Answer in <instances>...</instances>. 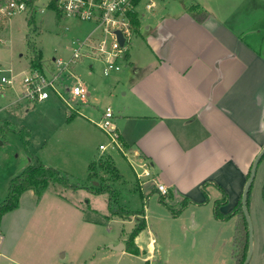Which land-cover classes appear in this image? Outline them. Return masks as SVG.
<instances>
[{
  "label": "crops",
  "instance_id": "1",
  "mask_svg": "<svg viewBox=\"0 0 264 264\" xmlns=\"http://www.w3.org/2000/svg\"><path fill=\"white\" fill-rule=\"evenodd\" d=\"M193 2L208 15L193 16L187 3L179 14L144 28L147 51L142 61L128 50L126 62L134 75L131 104L119 110L114 125L126 144L123 154L149 164L156 190L158 184L169 189L166 201L201 190L207 198L193 203L214 199L216 204L223 190L227 204L220 212L227 215L242 200L252 165L264 148L263 15L221 16ZM210 188L217 198L209 197ZM120 219L109 216L113 223ZM146 230L150 233L148 225ZM129 234L117 242L107 240L110 251L99 253L102 246L91 241L72 257V201L52 190L39 199L28 190L18 208L0 219V264H159L151 242L155 238L144 241V248L141 232L135 255L126 251ZM121 244L122 250L107 246ZM253 246L249 264H264V227L258 241L254 235Z\"/></svg>",
  "mask_w": 264,
  "mask_h": 264
},
{
  "label": "rangeland",
  "instance_id": "2",
  "mask_svg": "<svg viewBox=\"0 0 264 264\" xmlns=\"http://www.w3.org/2000/svg\"><path fill=\"white\" fill-rule=\"evenodd\" d=\"M191 1L199 2L221 16L245 19L263 15L264 23V0H154L156 6L153 10L144 6L139 9L142 35L135 33L127 47L134 60L142 61L147 51L144 28H153L162 18L179 14ZM33 2V13L29 9L0 23V67L7 70L9 76H14L13 86H7L0 92V204L7 198L11 181L23 173L31 164L32 156H36L46 166L66 173L74 183L111 185L117 190L120 206L144 210L150 233L143 230L140 242L146 248L144 241L148 242L150 236L155 238L159 264H235L232 245L235 219L218 221L214 199L211 204L210 201L203 205L193 203L199 197L207 198L201 190L200 194L198 190L192 191L193 195L188 196L189 204L178 216H172L159 200L156 183L150 179L141 186L135 174V170L138 174L143 171L141 161L130 153L123 154L97 126L107 106L117 115L123 106L131 104L130 84L134 75L128 62L121 63L122 70L109 76L103 75L102 62L86 57L71 67L90 91L86 102L72 101L69 106L52 89H48L50 96L46 100L22 99V80L34 72L43 73L49 80L57 76L55 85L62 93L73 86L70 71L63 70L55 59L68 61L73 42L85 39L95 28L93 23L61 15L52 8L42 12L49 0ZM39 52L42 54L41 67L33 69L34 58ZM72 112L75 114L73 118ZM101 145L106 148L100 149ZM108 156L122 179H115L104 168V171L99 169V164L105 163ZM96 159L100 163L92 182L88 166ZM47 190L72 201V257L91 241L102 246L99 253L110 251L106 248L107 240L117 242L119 237L129 234L135 227L134 219H120L114 223L109 220L107 192L73 191L53 183ZM208 191L209 197H218L215 189ZM185 198L180 195L173 202H167L174 211H179ZM249 200L250 217L258 241L260 227H264V157L258 164Z\"/></svg>",
  "mask_w": 264,
  "mask_h": 264
},
{
  "label": "built area",
  "instance_id": "3",
  "mask_svg": "<svg viewBox=\"0 0 264 264\" xmlns=\"http://www.w3.org/2000/svg\"><path fill=\"white\" fill-rule=\"evenodd\" d=\"M141 6H144L147 10H153L156 5L154 0H49L46 8L41 9L42 12L52 8L61 15L93 23L95 28L85 39L73 42L74 48L68 61L65 62L61 58L55 59V63L62 66L63 70L70 71V77L74 81L73 86L67 87L65 92L62 93L55 85L57 76L49 80L43 73L34 72L32 75L25 76L22 80V99L43 101L50 96L48 89H52L69 106L72 105V101L86 102L91 95L90 91L71 67L77 65L82 58L86 57L103 63L104 76H109L113 72H120L122 70L121 63L126 62L128 44L135 34L132 16L137 18L141 16L139 11ZM33 7H35L34 4L31 6L27 0H0V23L9 21L13 16L25 13L29 9L34 12ZM117 31L122 33L125 39L124 45L119 42ZM1 42L4 43L2 40ZM13 84L14 76H9L7 70L0 67V92H3L7 86H13ZM63 94H66L68 98L66 99ZM114 117V110L107 106L97 125L107 135L112 144L119 150H123L114 125ZM105 148L104 145L100 146L102 150ZM140 168L143 171L138 174L135 170V173L142 184L147 179H153L149 164L143 163ZM157 190L164 197H167L170 193L169 189L162 184L157 185ZM151 242L153 243L155 240L152 239Z\"/></svg>",
  "mask_w": 264,
  "mask_h": 264
},
{
  "label": "trees",
  "instance_id": "4",
  "mask_svg": "<svg viewBox=\"0 0 264 264\" xmlns=\"http://www.w3.org/2000/svg\"><path fill=\"white\" fill-rule=\"evenodd\" d=\"M27 2L32 6L34 4L33 0H27ZM197 3L191 1V4L188 6V12H190L193 16L201 18L208 15L207 12L198 10L199 6ZM33 13V12H32ZM132 23L135 33H139L140 29V21L137 17L132 16ZM126 54V58H127ZM41 58L42 54L36 53L34 58V62L32 64L33 69H38L41 67ZM75 114L72 112L71 117L73 118ZM70 117V118H71ZM120 141L122 138L119 137ZM122 148H125L126 144L122 141ZM123 152L122 150H120ZM108 160L105 163H100V161L96 160L89 165V179L94 182L96 175V167L99 164V169L107 171V173H111L115 176V179H122V175L115 167L114 162L111 157L108 156ZM98 168V167H97ZM104 168V169H103ZM250 174L248 175L249 178ZM60 184L63 187L69 188L73 191H78L80 189H86L93 193H101L107 192L109 194V210L112 216H116L118 218H122L124 220H128L131 218L135 219V227L132 232L129 234L127 242H126V251L132 254H139V248L135 244V238L147 227V222L145 219L144 210H131L124 208L118 204L117 199V190L113 188L111 185H104L102 182L99 183L98 186L91 185L88 186L86 184L74 183L70 180L69 176L59 171L58 169L46 166L38 157L32 156L31 164L24 170L23 173L19 174L16 178H14L9 186V192L7 198L0 204V219L10 211L18 208L20 196L23 192L28 190H33L37 197L40 199L42 195L46 192L49 185ZM223 197L217 201L215 207V216L219 219H228L233 216H236V230L234 235V250L233 256L236 261V264H243L249 250V231H248V223L246 221L241 200L237 203V205L232 209V211L225 215L220 212V208L223 205L227 204V193L223 191ZM171 197V196H169ZM250 198V192H249ZM248 198V207L250 205V200ZM160 202L165 205L172 216H178L181 210L189 204V199L185 198L183 203H181V209L179 211H174L172 207L166 201V197L160 195ZM239 250V253H238Z\"/></svg>",
  "mask_w": 264,
  "mask_h": 264
},
{
  "label": "water",
  "instance_id": "5",
  "mask_svg": "<svg viewBox=\"0 0 264 264\" xmlns=\"http://www.w3.org/2000/svg\"><path fill=\"white\" fill-rule=\"evenodd\" d=\"M117 36H118V40L119 42L121 43V45H124L125 43V39L122 35V33L120 31H117L116 32ZM0 145H2V141H0ZM264 157V148L260 151V153L257 155L253 165H252V169H251V172H250V176L246 182V185H245V188H244V191H243V195H242V200H241V203H242V208H243V212H244V215H245V218H246V221L248 223V231H249V250H248V254H247V257L244 261L243 264H249L250 263V260L252 258V255H253V250H254V246H253V241H254V229H253V223H252V220H251V217H250V212H249V207H248V198H249V192H250V189H251V186L253 184V181H254V178H255V175H256V171H257V167H258V164L259 162L261 161V159ZM98 184L97 182H94V185ZM111 248H114L116 250H122L124 249V245L121 244V245H118V246H110Z\"/></svg>",
  "mask_w": 264,
  "mask_h": 264
}]
</instances>
